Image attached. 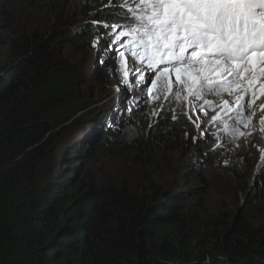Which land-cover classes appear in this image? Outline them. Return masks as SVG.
Masks as SVG:
<instances>
[{
    "label": "trees",
    "instance_id": "16d2710c",
    "mask_svg": "<svg viewBox=\"0 0 264 264\" xmlns=\"http://www.w3.org/2000/svg\"><path fill=\"white\" fill-rule=\"evenodd\" d=\"M23 2L30 18L39 7L61 12L48 18L59 21L65 37L73 33L76 46H93L108 32L104 23L135 22L128 12L134 0ZM0 16L12 19L3 9ZM7 30L0 28V264H264V232L250 213L234 217L219 207L208 214L191 202L204 198L206 189L199 187L205 178L193 191L153 181L132 191L83 172L81 160L114 142L110 135L122 124L121 114L93 119L96 129L86 137L77 123L66 140L69 116L91 105L69 103V65L49 57L47 33ZM160 117L169 121L171 112L165 108ZM160 125L147 128L145 159L172 143L169 126ZM115 143L114 150L123 145ZM194 162L198 169L204 165Z\"/></svg>",
    "mask_w": 264,
    "mask_h": 264
},
{
    "label": "rangeland",
    "instance_id": "374dc122",
    "mask_svg": "<svg viewBox=\"0 0 264 264\" xmlns=\"http://www.w3.org/2000/svg\"><path fill=\"white\" fill-rule=\"evenodd\" d=\"M134 2L139 4V0ZM0 9L12 16L9 20L0 16V28H6L13 34H25L29 28L47 33L50 50L52 48L49 57L55 60L60 58L61 62L69 65V103L77 104L78 108L86 103L91 105L69 116L65 124L70 127L65 134L66 140L71 137L77 123L81 124V131L86 137L89 131L96 129L93 119L109 111L121 114L122 124L115 134L110 135L114 142L108 143L93 158L81 160L79 164L83 165V172L92 177L101 176L113 186L125 185L132 191H139L150 181L168 183L170 187L185 184L190 186L187 188L189 191H193L195 185H201L199 178L203 177L206 179L205 186L199 188L202 190L205 187V196L203 199H191V202H197L194 205H204L209 210L208 214L219 207L234 217L240 213L247 215L248 212L251 223L264 232V178L260 176L264 166L261 160L264 154V125L260 123L264 117L261 107L264 105V86L260 81L263 78L259 58L256 57L255 66H242L241 75L235 80L230 93L206 94L198 100L190 99L187 92L180 96L175 93L169 96V78L173 83L177 79L173 71L163 73L158 80L159 91L154 88L153 95L159 98L155 99L149 97L147 89L141 93L135 82L126 90L118 91L124 88L120 55H110L93 47L89 41L79 46L71 44L73 33L65 37L64 27L59 21L48 18L55 12L47 13L39 7L35 17L30 18L27 15L29 8L23 0L0 3ZM63 12L66 13L65 9ZM55 14L60 16L62 13L58 11ZM101 60L107 61V64L102 65ZM137 67H141L139 61ZM181 79H185L183 73ZM254 83L256 87L251 89L250 85ZM175 87L177 91L184 88L180 84H175ZM205 99L215 101V104L204 105ZM225 100L231 103L226 105ZM193 105H203L199 117L194 109L190 113ZM118 108L121 110L118 111ZM165 108L171 112L169 121L160 117ZM189 113L191 120L186 115ZM173 114L177 119H172ZM217 114V120L212 122L211 117ZM178 116L182 124H179ZM193 120L202 124L205 136H200L201 129L195 126ZM156 122L161 124V128L169 126L174 138L172 143L161 148L164 150L156 147L150 151L149 159H145L142 148L145 151L146 148L141 145L146 146L147 128ZM191 136L199 137L198 142L193 141ZM115 141H122L123 144L117 150L112 149L117 143ZM195 159L204 163L201 169L196 167ZM192 197L189 193L186 200Z\"/></svg>",
    "mask_w": 264,
    "mask_h": 264
},
{
    "label": "snow or ice",
    "instance_id": "6c2138e0",
    "mask_svg": "<svg viewBox=\"0 0 264 264\" xmlns=\"http://www.w3.org/2000/svg\"><path fill=\"white\" fill-rule=\"evenodd\" d=\"M128 12L133 13L134 23H104L108 32L93 42V47L120 55L124 88L118 91L135 82L141 93L147 89L150 98L158 99L153 95L154 88L159 91L158 80L163 73L174 71L177 79L173 83L169 78V96L187 92L190 99L198 100L206 94L230 93L242 66H255L256 57L264 78V0H139ZM128 47L132 48L131 55L124 50ZM137 61L141 67H137ZM100 62L107 64L105 60ZM175 84L183 85V90L177 91ZM230 103L225 100L226 105ZM213 104L215 101L204 100V105ZM261 107L264 109V105ZM193 109L199 117L203 105H193L190 113ZM190 113L186 115L191 120ZM172 119L177 116L173 114ZM192 122L201 129L200 136H205L202 124ZM260 123L264 125V117ZM260 176L264 178V166Z\"/></svg>",
    "mask_w": 264,
    "mask_h": 264
},
{
    "label": "bare ground",
    "instance_id": "6f19581e",
    "mask_svg": "<svg viewBox=\"0 0 264 264\" xmlns=\"http://www.w3.org/2000/svg\"><path fill=\"white\" fill-rule=\"evenodd\" d=\"M109 34H110V33H109ZM260 81H261V83H262L263 86H264V78H263V79H260ZM260 81H259V82H260ZM259 82H258V83H259ZM255 87H256V83L250 85V88H251V89H255Z\"/></svg>",
    "mask_w": 264,
    "mask_h": 264
}]
</instances>
